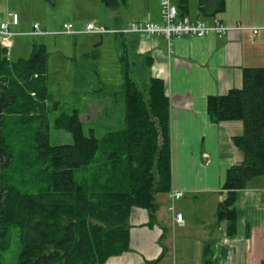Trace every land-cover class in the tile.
<instances>
[{"label":"trees","instance_id":"1","mask_svg":"<svg viewBox=\"0 0 264 264\" xmlns=\"http://www.w3.org/2000/svg\"><path fill=\"white\" fill-rule=\"evenodd\" d=\"M100 1L117 8L129 0ZM176 3L186 16L190 0ZM225 9L226 0H199L202 17ZM49 54L36 39L28 56L12 59L0 42V254L11 247L18 228V264H103L128 248L131 208L148 209L154 220L156 192L170 184V101L162 79L140 84L121 53L122 83L98 87L121 106L119 120L99 137L95 127L85 131L78 109L63 111L53 126L70 132L73 141L52 144L48 109L59 105L47 104ZM97 56L88 52L72 60L78 69L90 64L96 70ZM207 109L216 121L244 122L243 133L234 138L244 158L227 170L228 193L217 211L234 235L238 190L264 175V67L246 68L242 88L210 96ZM14 137L29 147L19 148Z\"/></svg>","mask_w":264,"mask_h":264},{"label":"crops","instance_id":"2","mask_svg":"<svg viewBox=\"0 0 264 264\" xmlns=\"http://www.w3.org/2000/svg\"><path fill=\"white\" fill-rule=\"evenodd\" d=\"M99 3L102 4L100 0ZM122 6L102 8L91 17L94 20H65L61 25L73 22L81 28L87 22H95L119 29L132 21L162 22L161 5L156 10L145 9L138 17H124ZM218 15L229 26H264V17L242 19ZM186 16L208 23L213 21V17L200 16L199 2L188 8ZM18 20L12 29L15 33L42 36L43 39L48 35L30 34L33 26L29 28L20 18ZM43 30L48 31L47 28ZM82 35L68 37H74L75 44L88 43L81 55L96 52L98 65L107 71L106 75L109 76L110 70L123 75L126 63L121 61L123 53L132 63L133 71L135 67L137 73H147L148 79L155 77L164 81L170 101V184L156 192L158 208L154 220L148 209L131 208L128 248L110 256L103 264H262L264 175L251 178L246 188L238 190L237 231L229 235L228 224L218 218L217 211L228 193L224 188L227 170L244 158L243 151L234 142V138L243 133L244 122L212 119L207 102L212 95H224L233 88H242L246 68L264 67V29L255 35L244 28L224 36L214 33L203 37L176 35L170 40L163 35L136 33H105L100 34L101 39L82 38ZM105 43L111 47L103 52ZM103 82L109 86L122 83ZM96 95L102 98L101 115L107 119L104 126L110 128L122 116L121 106H117L115 98L104 90L102 95ZM73 109L80 111V117L83 110L87 112V107ZM173 190L182 191L183 195L173 198ZM177 212L183 213L182 224L176 223Z\"/></svg>","mask_w":264,"mask_h":264},{"label":"rangeland","instance_id":"3","mask_svg":"<svg viewBox=\"0 0 264 264\" xmlns=\"http://www.w3.org/2000/svg\"><path fill=\"white\" fill-rule=\"evenodd\" d=\"M176 1V0H173ZM199 0H190V6L194 7ZM161 5V0H129V2L121 7L124 17H138L145 9L156 10ZM106 8L99 0H0V22L7 18V13L13 11L17 18H20L29 28L35 22L40 23L41 27L47 28V36L21 35L12 38L13 45L7 47L10 57L17 59L19 57L28 56L31 50L33 39L39 42H44L50 52L48 58V79L50 87V99L47 100L48 106L57 102V109H48L51 126L49 130L50 141L52 144L71 143L73 141L70 132L56 128L53 126V118L61 112L71 113L73 108H83L81 119L84 122L85 131L88 132L90 127L97 129V134L101 137L107 132L104 124L107 122L105 117H102V98H98L96 94L102 95L101 87L104 82L123 81V75L120 71L110 70L109 76L105 70H94L92 65L85 66V69H78L79 65L71 61L72 57L81 58V52L84 50V45H88L85 41L75 44L74 37H68L67 34H54V30L60 27L65 20L82 22L85 20H94V15ZM264 0H226V9L222 12L224 17H241L249 19V17H264ZM15 27L12 25L11 29ZM56 28V29H55ZM82 38L97 37L102 38L100 34L82 33ZM74 36V35H69ZM108 36V34L106 35ZM80 37V38H81ZM105 37V36H104ZM43 40V41H42ZM111 46L105 43L102 51H108ZM108 56V55H107ZM75 68H77L75 70ZM134 76L140 84L148 83V74L135 70ZM100 80L103 82L101 83ZM92 89L93 92L92 93ZM94 89H97L94 91ZM106 92V91H105ZM108 92V91H107ZM93 95L96 97L93 98ZM93 98V100H92ZM92 100V102H91ZM91 102V103H90ZM87 105V106H86ZM80 113V112H79ZM118 123L115 129L120 128ZM17 133V131H14ZM15 144L18 143L19 148L23 150L29 147L27 141H22L21 138L14 137ZM1 164V161H0ZM21 250L19 241L18 228H14L11 238V247L0 254V264H18V256Z\"/></svg>","mask_w":264,"mask_h":264},{"label":"built area","instance_id":"4","mask_svg":"<svg viewBox=\"0 0 264 264\" xmlns=\"http://www.w3.org/2000/svg\"><path fill=\"white\" fill-rule=\"evenodd\" d=\"M161 17L162 22L151 20L146 21H132L127 26L116 29L109 28L103 24L95 22H87L83 27L78 28L73 22H64L61 27L52 33L76 35L82 33L105 34V33H120V34H144L163 35L167 39H171L176 35H195L203 37L207 34L214 33L219 36L229 34L232 30H241L244 28L250 29L253 34H257L264 26H243L241 24L236 26L227 25L219 15L213 17L212 23L198 18L191 19L188 16L180 15L178 6L173 0H161ZM19 22L16 14L13 11L7 13V18L0 22V42L4 47H11L13 45L12 38L16 33L11 29L12 25ZM40 23H34L30 34H46ZM206 155V154H205ZM183 195L182 191L173 190L171 196L173 198H180ZM176 223H183V213L177 212L175 215Z\"/></svg>","mask_w":264,"mask_h":264}]
</instances>
